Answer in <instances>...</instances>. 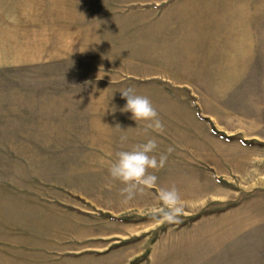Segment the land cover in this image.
Returning a JSON list of instances; mask_svg holds the SVG:
<instances>
[{"label": "rangeland", "instance_id": "obj_1", "mask_svg": "<svg viewBox=\"0 0 264 264\" xmlns=\"http://www.w3.org/2000/svg\"><path fill=\"white\" fill-rule=\"evenodd\" d=\"M127 86L164 124L177 223L108 176ZM33 229L128 264H264V0H0V264Z\"/></svg>", "mask_w": 264, "mask_h": 264}, {"label": "clouds", "instance_id": "obj_2", "mask_svg": "<svg viewBox=\"0 0 264 264\" xmlns=\"http://www.w3.org/2000/svg\"><path fill=\"white\" fill-rule=\"evenodd\" d=\"M118 91L121 99L126 101L119 111L130 113L129 118L136 122V127H129L126 130H122L119 124L114 127L121 132L119 137L121 150L115 153V159L110 162L108 176L111 181L119 182L122 186L119 188V197L121 204L124 205L134 202L145 192L156 189L155 203L146 205L145 213L157 223H177L185 211L181 193L175 184L158 185V176L155 174V171L165 167L168 157L166 154L159 153L157 138L151 134L163 133L164 124L147 96L139 94L133 86L123 87ZM110 101L104 113L117 111L116 106ZM141 124L144 141L126 147L129 140L127 130L136 129ZM172 151V148L167 150L168 153Z\"/></svg>", "mask_w": 264, "mask_h": 264}, {"label": "crops", "instance_id": "obj_3", "mask_svg": "<svg viewBox=\"0 0 264 264\" xmlns=\"http://www.w3.org/2000/svg\"><path fill=\"white\" fill-rule=\"evenodd\" d=\"M53 205L67 212L70 211L67 207L70 205L66 200L57 201ZM25 235L26 238L20 243L17 251L21 257L19 262L23 264H128L113 259L110 254L112 252L102 255L100 247L80 250L79 246L75 245V249L71 251L68 243L65 248L63 245L54 247L48 243L46 237L39 238L40 235L35 229L27 230Z\"/></svg>", "mask_w": 264, "mask_h": 264}, {"label": "trees", "instance_id": "obj_4", "mask_svg": "<svg viewBox=\"0 0 264 264\" xmlns=\"http://www.w3.org/2000/svg\"><path fill=\"white\" fill-rule=\"evenodd\" d=\"M99 215H101V216H103L104 214H99ZM105 217H108V218H110V219H112V220H114V221H123L122 220V218H114V217H112V216H106V215H104Z\"/></svg>", "mask_w": 264, "mask_h": 264}]
</instances>
